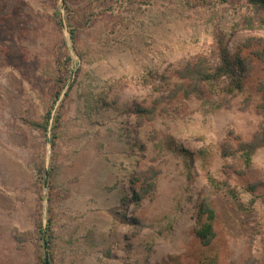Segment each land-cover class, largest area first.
I'll return each instance as SVG.
<instances>
[{"label": "rangeland", "instance_id": "rangeland-1", "mask_svg": "<svg viewBox=\"0 0 264 264\" xmlns=\"http://www.w3.org/2000/svg\"><path fill=\"white\" fill-rule=\"evenodd\" d=\"M246 2L0 0V264H200L204 197L215 264H264V148L249 167L222 157L263 130L259 100L160 99L163 77L214 34L232 52L264 42ZM155 100L151 119L135 114ZM47 113L45 133L29 125ZM200 151L247 211L208 184ZM152 172L155 190L134 203L132 181Z\"/></svg>", "mask_w": 264, "mask_h": 264}, {"label": "trees", "instance_id": "trees-1", "mask_svg": "<svg viewBox=\"0 0 264 264\" xmlns=\"http://www.w3.org/2000/svg\"><path fill=\"white\" fill-rule=\"evenodd\" d=\"M246 4L252 11V19L250 17L246 22L250 27L264 26V0H247ZM252 25V26H251ZM73 38V32H70ZM67 57L65 63L70 62ZM164 83L167 87V94L160 99L163 101H173L179 97L184 100L188 99H211L219 100L218 107H230L231 100L239 96H244V107L248 102L256 97L259 103L256 110L264 113V42L261 39H248L239 45L237 51L232 52L222 34H214L211 50L206 54H199L193 61L185 63L181 68L164 76ZM59 93L57 94V98ZM160 100L152 102L150 108L139 107L135 111L136 115L143 118L151 119L156 111ZM58 118L53 120V134L57 130ZM50 113H47L41 123L30 122L33 128L45 133ZM53 143V142H52ZM264 148V128L261 132L254 136L250 142H240L236 147L227 145L223 151V158H240V161L249 167L252 157L259 149ZM186 156V155H185ZM202 161V171L208 180V184L222 191L224 188L227 195L235 202L237 208L242 211L247 209L240 204L234 190L226 183L219 182L209 174L208 167L211 163V154L206 151H200L198 154ZM187 179L191 178L190 167L187 166ZM156 173L152 172V177H148L147 181H140L137 177L132 184V201L138 204L141 200L146 199L156 187ZM257 186L252 185L246 189V192L253 193ZM128 200L123 198V203ZM215 212L211 205L209 197H204L197 205V215L193 234L199 243L200 264H215L217 255L213 250V240L216 236L214 230ZM39 236H43L39 231ZM48 240H50L48 238Z\"/></svg>", "mask_w": 264, "mask_h": 264}, {"label": "water", "instance_id": "water-1", "mask_svg": "<svg viewBox=\"0 0 264 264\" xmlns=\"http://www.w3.org/2000/svg\"><path fill=\"white\" fill-rule=\"evenodd\" d=\"M45 258H46V250H45ZM45 264H47V261H46V259H45Z\"/></svg>", "mask_w": 264, "mask_h": 264}]
</instances>
